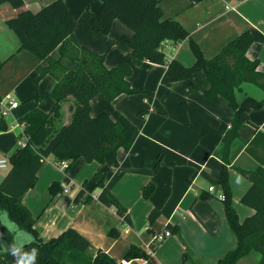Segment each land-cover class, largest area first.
Instances as JSON below:
<instances>
[{
  "label": "crops",
  "instance_id": "crops-1",
  "mask_svg": "<svg viewBox=\"0 0 264 264\" xmlns=\"http://www.w3.org/2000/svg\"><path fill=\"white\" fill-rule=\"evenodd\" d=\"M53 1L25 0V9L36 13ZM84 1L87 0H66L77 22L75 38L78 44L105 54L109 68L120 62L132 63L129 48L122 40L123 36H131L132 32L121 21L115 20L109 35L97 33L91 24L95 12H87L83 7ZM159 1L164 18L179 21L189 32L191 40L201 46L207 59L215 57L245 31L252 30L255 44L249 49L248 56L259 60L264 71V0L192 2L197 8L192 9L193 18L207 21L200 26L203 31L190 28L186 18L179 20L169 16L165 2ZM97 2L96 12L101 7L100 1ZM16 14L17 10L9 4L0 5V99L12 93L14 96L11 97L19 103L7 116L0 114V120L4 119L8 126L7 130L0 132V159H9L8 156L20 147L21 142L26 141L23 118L35 108L50 112L54 105L46 98V94L42 98L41 91L32 86L38 67L45 66L46 61L29 51L19 52L20 43L16 33L6 25V21ZM216 22V26L211 29L210 25ZM257 41L262 45L258 46ZM188 42L190 39L179 45L169 43L165 50L167 59H176L187 67L192 66L195 58L190 47L186 49ZM52 57L60 58L58 49L52 53ZM62 63L70 70L79 67L78 62L72 66L74 63L67 59ZM45 80L40 81L41 87ZM128 80L132 88L141 91L143 106L131 99L134 94H123L113 102L116 111L123 113L139 129L137 139L129 151L120 149L117 167L98 162L86 163L79 159L67 171L61 162L52 156L48 157L38 173L36 185L23 198V203L37 219L35 227L39 237L49 241L71 228L91 242V256L102 250L118 263L125 259L132 246H137L152 255L151 264H191L183 258L186 245L191 251L192 258L188 261H192V264H217L237 244L227 222L224 202L208 190L211 186L219 190L224 166L223 139L230 130L234 111L223 97L212 100L206 95L209 83L203 72L195 73L191 80L174 82L167 65H151L145 61L133 66L132 76ZM52 87L49 83V95ZM100 96L94 98L91 105L94 102L103 105L100 98L104 97ZM244 96L262 100L264 91L247 83L237 93L238 101L242 102ZM23 101L26 106L22 108ZM68 103L63 124L71 120ZM144 112L147 114L144 115ZM91 114L93 117L97 115L93 105ZM252 120L259 126L250 122L241 128L228 157L229 168L240 167L253 171L258 167L254 158L246 153V147L258 130L264 131V107L251 111ZM158 158H161L162 164L157 169L144 165ZM9 169L2 173L0 171V183ZM98 174L106 175L105 185L125 207L124 215L111 203L105 190L98 186ZM54 182H58L60 187L59 193L53 197L49 187ZM149 184H153L155 189L145 198L143 191ZM250 186L248 179L243 181L241 195L235 199L238 211H244L237 201ZM248 208L250 211L245 213L250 217L254 210ZM153 210H158L160 216L151 224L149 216ZM204 223H207L206 229ZM201 228H204L206 235H203ZM166 229L176 232L178 241L173 238V233L164 242L154 240L156 234ZM210 237L215 239L214 242L220 237L225 238V241L217 246L215 253L207 256L209 251L205 247L208 240L211 241ZM247 258L260 264V254L255 251L238 264ZM144 260L136 258L129 261L130 264H143Z\"/></svg>",
  "mask_w": 264,
  "mask_h": 264
},
{
  "label": "trees",
  "instance_id": "trees-1",
  "mask_svg": "<svg viewBox=\"0 0 264 264\" xmlns=\"http://www.w3.org/2000/svg\"><path fill=\"white\" fill-rule=\"evenodd\" d=\"M100 9L92 14V28L99 34L109 35L115 20L121 21L132 35L123 36L128 46L132 63L120 62L113 68L106 65V55L78 44L75 38L77 22L66 5V0H55L34 13L25 9V0H0L17 10L16 16L6 21L19 40V52L29 51L45 66L37 69L36 84L48 74L56 76L57 83L51 92L54 105L50 112L40 108L30 111L22 120L26 131V146L19 147L8 159L9 171L0 183V264H33L30 255L38 250L34 264H119L109 254L98 250L91 256V242L74 229H68L58 237L43 241L36 229L37 219L23 203L25 194L38 180L45 160L54 157L59 162H69V167L79 159L86 163L98 162L111 167L119 166V151H129L139 135L137 126L123 113L102 112L93 117L91 101L101 95L109 101L119 96L140 93L131 87L128 78L133 66L145 61L151 65H167L174 82L191 80L202 71L209 83L206 95L212 100L226 99L234 111L230 130L224 136L223 170L219 185L224 191V210L230 230L237 239L234 249L226 253L217 264H238L251 252L260 254L264 264V132L258 130L246 147L258 163L256 170L238 169L249 181L250 188L243 197V203L254 210V214L243 222L233 205L228 183L229 152L232 142L239 136L240 129L250 123L252 110L264 107V99L246 96L242 102L237 93L244 84H253L264 91V71L259 60L250 59L248 51L255 42L252 30H247L229 42L219 54L207 59L199 45L191 40L189 32L177 20L164 18L159 0H98ZM190 39L195 63L187 67L176 59L169 61L163 43L179 45ZM59 50L60 58L52 53ZM64 59L78 62L76 70H70L62 63ZM70 102L72 113L68 124H63V105ZM8 129L4 119L0 120V132ZM207 132V131H205ZM161 158L144 165L157 169ZM106 175L98 174L96 182L108 194L121 215L125 207L105 185ZM60 184L49 187L51 196L59 193ZM154 185L145 187L143 194L148 198L154 192ZM10 221L5 224L1 213ZM160 212L153 210L149 216L151 224L159 218ZM19 232L29 234L32 239L17 243ZM184 243V241H183ZM185 245V243H184ZM143 258L153 262L151 255L143 249L132 246L125 259ZM183 258H192L185 245Z\"/></svg>",
  "mask_w": 264,
  "mask_h": 264
},
{
  "label": "rangeland",
  "instance_id": "rangeland-1",
  "mask_svg": "<svg viewBox=\"0 0 264 264\" xmlns=\"http://www.w3.org/2000/svg\"><path fill=\"white\" fill-rule=\"evenodd\" d=\"M98 0H87V1H84L83 2V7L86 9V11L87 12H89V13H93V12H96V11H94L95 10V4L96 3H98L97 2ZM202 0H162V3H164V5H165V7H166V10H167V13L169 14V16H173V17H175V18H178L179 20L181 19V18H186V22H187V25H189L190 26V28H194V29H196V28H198V29H201V31H203V29L200 27L201 25H203V24H205L207 21H205L204 19L203 20H199V19H194L193 17L195 16L193 13V11H192V9H197L196 7H194L193 6V4H192V2H194V4H197V3H200ZM187 4V5H186ZM189 4V5H188ZM218 7V6H217ZM216 8V7H215ZM192 11V12H191ZM215 11V10H214ZM212 18H214V17H212ZM182 20V19H181ZM218 22H216V23H212L211 25H210V28L212 29L214 26H216V24H217ZM194 26V27H193ZM206 28H208V27H206ZM189 31L191 30V29H188ZM97 35V34H96ZM15 39L17 40V38H16V36H15ZM193 40V39H192ZM196 42V41H195ZM197 43V42H196ZM257 43H258V46H261L262 45V43L260 42V41H257ZM198 44V43H197ZM254 44H255V42H254ZM199 45V44H198ZM204 45V44H203ZM189 47H190V42H188L187 43V45H186V49L188 48L189 49ZM200 47V49H201V51H202V53H203V55H204V52H203V49L201 48V46H199ZM190 50H191V47H190ZM111 51V50H110ZM191 52H192V54H193V56H194V53H193V51L191 50ZM56 53V55H57V52H55ZM112 53H114V52H112ZM194 58H195V56H194ZM72 63H74V62H72ZM72 66H75V63L74 64H72ZM115 67V66H114ZM73 68V67H72ZM109 68V67H108ZM113 68V67H112ZM199 72H202V71H199ZM133 73V72H132ZM198 73V72H197ZM37 76V75H36ZM36 76H35V78H36ZM132 76V74L130 75V77ZM129 77V78H130ZM35 78H33L32 79V86H34L35 88H38L40 91H41V93H42V98H43V96L46 94V98H48L49 99V101H52L53 102V100H52V97H51V92H52V90H53V88L55 87V85H56V82H57V79H56V76H54V75H51V74H49L48 76H46V77H43V79L44 78H46V80H45V82L42 84V87H41V84H36V82H35ZM42 79V80H43ZM41 80V81H42ZM129 81V80H128ZM26 82H28V81H26ZM41 83V82H40ZM49 83H50V88L52 87V89H51V91H50V95H49ZM129 83H130V81H129ZM52 84V85H51ZM54 84V85H53ZM131 84V83H130ZM23 85H24V81L22 82V84H21V87H23ZM39 85V86H38ZM38 86V87H37ZM37 89V90H38ZM140 94L142 95V93H137V94H134L133 96V98H131L132 100H134V101H136L137 102V104H139L140 106H143V104L141 103V101H140ZM146 94V93H145ZM148 95V94H147ZM11 96L13 97L14 96V94H12L11 93ZM18 96V95H17ZM100 97H102V96H100ZM19 98V97H18ZM96 98V97H95ZM244 98H245V96L243 97V100H244ZM20 99V98H19ZM100 99H102V101H103V103L104 104H106V106H104V104L103 105H101V104H98V102H96V104H95V102H94V104H92L93 105V111L94 112H97V115L96 116H98L99 114H101L102 112H108V113H110V114H112L113 112H115L116 110H117V108H116V104L113 102V101H109V100H107V99H105V98H100ZM259 99V98H258ZM260 100V99H259ZM94 101H96V100H94ZM92 102V101H91ZM67 104L69 105V103L68 102H66V104H64L63 105V114L65 115V112L67 113V111H66V106H67ZM92 105H91V107H92ZM24 106H26V103H24V101H23V104H22V108L24 107ZM105 108V109H104ZM261 110V109H260ZM145 114H147L146 112H144V115ZM66 116H67V114H66ZM250 120H251V113H250ZM250 122H252V123H254L253 122V120L252 121H250ZM256 126L258 125L259 126V124L258 123H254ZM231 126H232V124H231ZM231 128V127H230ZM241 130V129H240ZM264 132V131H263ZM234 142V141H233ZM233 142H232V144H231V147H230V152H229V156H230V153H231V148H232V146H233ZM13 154V153H12ZM11 154V155H12ZM11 155H9L8 156V158H10V156ZM246 157V156H245ZM247 157H248V155H247ZM230 162V161H229ZM238 169H244V168H240V167H235V168H228V183H229V186H230V189H231V193H232V201H233V205H234V207H235V209H236V211H237V213H238V215H239V219H240V221H244L248 216H249V214H247V213H245L246 211H250V209L248 208V207H246L245 205H244V203H243V197H244V195L246 194V192L248 191V189H247V191H245V194L244 195H242L241 197H240V199L237 201V204L239 205V207H241L242 209H244V211H240V209H239V211H238V209L236 208V206H235V199L237 200V198L241 195V191L243 190V181H247V179L245 178V176L238 170ZM244 170H247V169H244ZM1 171V173L2 172H4V171H6V169H2V170H0ZM251 171V170H250ZM0 173V174H1ZM218 186H219V190L217 191L218 193H220V192H222V193H224V191L221 189V187H220V185L218 184ZM152 194V193H151ZM150 194V195H151ZM216 198H217V196H216ZM218 199V198H217ZM219 201H221V202H224L223 200H220V199H218ZM223 206H224V204H223ZM1 219H2V221L7 225V224H9L10 223V221H9V219H8V216H7V214L6 213H4V212H2L1 213ZM207 223H204V226L206 225ZM209 227V226H208ZM226 227H227V224H226ZM205 229H206V226H205ZM228 229V228H227ZM172 233H173V238L174 239H176L177 241H178V235H177V233L175 232H173L171 229H169ZM201 232L203 233V235H206V233H205V230H204V228H201ZM213 234V233H212ZM212 236V235H211ZM207 238L209 239V237L207 236ZM211 238V241H209L208 239V245H207V247H205V249H206V251H209V253H206V255L208 256V255H212L213 254V252L215 253V251H216V248H217V246L220 244V243H223L224 241H225V238H223V237H220L216 242H214V240L215 239H212V237H210ZM32 239V237L29 235V234H27V233H25V232H19V234H18V236H17V243H20V244H23V242H25L26 240L27 241H29V240H31ZM0 241H1V239H0ZM237 245V244H236ZM236 247V246H235ZM234 247V248H235ZM226 255V254H225ZM225 255H223V257L225 256ZM244 258V257H243ZM243 258H241V260H239L240 262L242 261V259ZM238 261V263H240ZM254 261V262H253ZM188 263H191L192 264V261L191 262H189V261H187ZM251 262V263H250ZM204 263V262H203ZM257 264V261L256 260H252L251 258H247L246 260H243V262H242V264Z\"/></svg>",
  "mask_w": 264,
  "mask_h": 264
},
{
  "label": "built area",
  "instance_id": "built-area-1",
  "mask_svg": "<svg viewBox=\"0 0 264 264\" xmlns=\"http://www.w3.org/2000/svg\"><path fill=\"white\" fill-rule=\"evenodd\" d=\"M168 47H169V43L166 42V43L162 44V50L163 51L168 49ZM18 105H19V103L17 101H15L11 96L7 95V96L3 97L2 99H0V114L5 117L11 112L12 109L17 108ZM20 146L25 147L26 141H22ZM61 165L63 166L64 169H67L69 167V162H67V161L61 162ZM9 166L10 165H9L8 159H6V158L0 159V170L8 169ZM208 190L211 193H215L218 199L223 200V201L225 200V194L222 192L218 193L214 186L209 187ZM93 197H94V199H97L96 196H93ZM170 236H172V232L170 230L166 229L163 232L156 234L154 236V240L157 242H164ZM119 264H130V261L127 259H124ZM143 264H151V263L149 260L145 259Z\"/></svg>",
  "mask_w": 264,
  "mask_h": 264
},
{
  "label": "clouds",
  "instance_id": "clouds-1",
  "mask_svg": "<svg viewBox=\"0 0 264 264\" xmlns=\"http://www.w3.org/2000/svg\"><path fill=\"white\" fill-rule=\"evenodd\" d=\"M38 256V250L37 249H33L30 255V259L33 261V264L35 262L36 257Z\"/></svg>",
  "mask_w": 264,
  "mask_h": 264
}]
</instances>
